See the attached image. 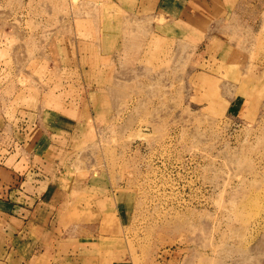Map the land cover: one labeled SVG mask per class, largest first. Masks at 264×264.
I'll list each match as a JSON object with an SVG mask.
<instances>
[{
  "label": "rangeland",
  "instance_id": "374dc122",
  "mask_svg": "<svg viewBox=\"0 0 264 264\" xmlns=\"http://www.w3.org/2000/svg\"><path fill=\"white\" fill-rule=\"evenodd\" d=\"M21 107L81 124L58 203H0V264H264V0H0Z\"/></svg>",
  "mask_w": 264,
  "mask_h": 264
},
{
  "label": "crops",
  "instance_id": "0c3cea01",
  "mask_svg": "<svg viewBox=\"0 0 264 264\" xmlns=\"http://www.w3.org/2000/svg\"><path fill=\"white\" fill-rule=\"evenodd\" d=\"M171 14L179 16V12ZM32 115L35 116V121L30 123L29 116ZM29 124H31V129H34L33 126L38 127V132H33L31 138L27 129ZM43 124L45 123H43L41 112L23 107L17 109L14 118L10 121L0 114V150L3 148L6 150L5 154L0 151V200H2L0 203H4L3 200L7 199L8 202L5 203L11 206L10 211L20 217L15 219L23 224L31 222L32 215L38 211V205H51L59 202L49 193V190L53 193H59V190L51 183L50 174L45 172V167H55L62 162L63 147H67L63 143L77 140L76 134L81 122L76 117L71 118L54 113L52 121L46 123L48 127L46 128ZM6 125H9V134L5 132ZM15 154H17L15 163L7 166V159ZM50 156L52 159L49 158ZM22 158L25 168L18 170L15 164L17 165ZM61 169L59 168L60 174H65L66 172ZM28 179L30 181L27 183ZM24 187H30L33 191L30 192ZM2 196L4 198H1ZM39 218L41 217L38 216V221H40Z\"/></svg>",
  "mask_w": 264,
  "mask_h": 264
}]
</instances>
